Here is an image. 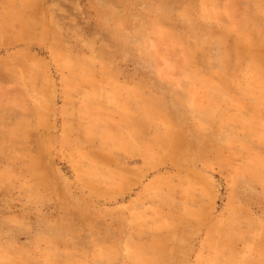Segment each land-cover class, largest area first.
<instances>
[{"label":"rangeland","instance_id":"1","mask_svg":"<svg viewBox=\"0 0 264 264\" xmlns=\"http://www.w3.org/2000/svg\"><path fill=\"white\" fill-rule=\"evenodd\" d=\"M0 264H264V0H0Z\"/></svg>","mask_w":264,"mask_h":264},{"label":"crops","instance_id":"2","mask_svg":"<svg viewBox=\"0 0 264 264\" xmlns=\"http://www.w3.org/2000/svg\"><path fill=\"white\" fill-rule=\"evenodd\" d=\"M22 37L23 38V40H19V42H21V43H19V48L21 47V48H23L24 46H22V45H25V44H28L27 43V41H28V39H30L31 38V36L27 33L26 35H25V37H23L24 36V33L22 32L21 34L19 33V37ZM26 47V46H25ZM25 49V48H24ZM23 51H25V50H23Z\"/></svg>","mask_w":264,"mask_h":264}]
</instances>
